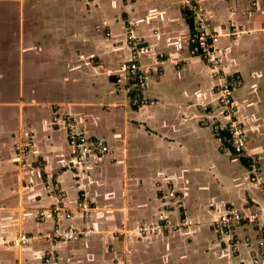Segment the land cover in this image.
Wrapping results in <instances>:
<instances>
[{
	"label": "crops",
	"instance_id": "1",
	"mask_svg": "<svg viewBox=\"0 0 264 264\" xmlns=\"http://www.w3.org/2000/svg\"><path fill=\"white\" fill-rule=\"evenodd\" d=\"M195 2L218 35L224 79L243 81L233 95L236 118L261 184L250 179L252 160L200 123L207 112L221 118L220 81L191 53L196 20L182 0H0V68L12 75L10 83L0 80V113H12L5 126L0 117V237H30L19 250L0 246V264H41L47 249L60 264H252L256 227L234 225L219 236L213 223L228 210L264 213V0ZM9 17L18 23L15 37L4 24ZM130 34L147 49L139 64L152 70L146 105H133L120 70L132 60ZM64 114L85 136L107 140L102 164L67 168ZM25 137L35 151L20 169L13 146ZM83 193L91 207L86 224L73 211ZM57 199L74 212L62 225L90 227L87 238L51 245L42 237L55 223ZM164 215L191 225L164 230ZM141 227L157 229L140 235Z\"/></svg>",
	"mask_w": 264,
	"mask_h": 264
},
{
	"label": "built area",
	"instance_id": "2",
	"mask_svg": "<svg viewBox=\"0 0 264 264\" xmlns=\"http://www.w3.org/2000/svg\"><path fill=\"white\" fill-rule=\"evenodd\" d=\"M91 2L93 0H86ZM181 9L186 14L193 16L196 20L195 28L189 37V45L193 56L198 57L211 71L220 82L217 86L218 91V105L221 109V118H210L206 116L200 119V123L204 127H211L213 134L219 139L220 142L229 144L234 155L240 158H250L251 162V181L253 183H260V171L256 162L253 161V155L247 149L249 141L248 135L245 131L243 124L236 118V101L234 93L242 86L243 81L239 76H235L232 80L224 79L223 69L221 67V59L218 55L215 41L218 37L217 34L212 32L204 17L202 9L197 5L195 0H182ZM264 32V25L260 29ZM238 32L234 29L233 35ZM132 34L126 37V43L129 47L132 60L125 66L121 67V72L129 77V92L135 93V98L132 101L133 105H146L149 99L143 96L147 88V81L152 75V70L143 68L139 64L137 58L145 53L147 49L140 47L137 44ZM206 110V109H204ZM57 120V119H56ZM60 121L63 123L67 134V143L70 148L69 160L67 168L69 170H80L87 165H100L107 159L110 153L107 140L103 137H87L77 129L75 121L70 115H62ZM29 138H21L16 141L13 146L12 162L20 169H25L28 166V160L33 156L35 151ZM52 191L56 194L57 198L62 197L60 187L54 184ZM166 196V195H163ZM168 197H178L173 192L168 194ZM56 203L52 205V212L55 214V223L50 231L43 234V238L51 245L56 243L76 242L81 239L87 238L93 229L84 227L83 229L75 228L73 225L64 227L63 221H70L73 218V213L77 212L80 216L82 223L86 224L89 221V213L91 211L89 200L85 193L82 198L74 204L72 209H63L60 207V200H55ZM167 207V206H166ZM174 209L182 207L181 202H175ZM62 212V213H60ZM44 214H40L43 216ZM53 215V214H52ZM264 220V213H238L235 211H226L220 215L213 223V229L219 236L225 235L234 225L246 224L248 226L256 227L257 235L254 240L255 250L251 253L252 264H264V223H259ZM162 221L164 222V230L188 227L191 222L183 221L173 223L169 220L167 215H164ZM154 228L141 227L138 229L140 235H146L147 232H154ZM253 240L250 237L244 239V245L250 247ZM30 243V237L26 233H21L15 238L9 239L7 237H0V246L5 249H22ZM60 259L54 249H47L41 254V264H60Z\"/></svg>",
	"mask_w": 264,
	"mask_h": 264
},
{
	"label": "rangeland",
	"instance_id": "3",
	"mask_svg": "<svg viewBox=\"0 0 264 264\" xmlns=\"http://www.w3.org/2000/svg\"><path fill=\"white\" fill-rule=\"evenodd\" d=\"M92 2V1H91ZM16 20L12 17H9L8 19H4V24L5 26L8 28V30H10L11 33H13V36L15 37L16 34H17V25L18 23L15 22ZM20 24V23H19ZM28 24V23H27ZM23 25H26L25 22L23 23ZM11 35L12 34H9L8 35V39L11 40ZM11 51H5L3 54L5 56L3 57H8V53H10ZM11 55V54H10ZM2 57V55H0ZM10 60V59H9ZM5 59L4 62L6 63L8 61V64L11 65L10 61ZM2 68V67H1ZM0 68V80L5 82V84L7 82L10 81V78L12 77V75L10 74V72L6 71V69H1ZM9 80V81H8ZM10 83V82H9ZM8 83L9 87H10V84ZM9 90V88L7 89ZM7 90H4L5 92H3V97L5 98L6 95L10 97L11 95V90L7 91ZM7 91V92H6ZM8 97H6L5 99H7ZM2 115H0L1 117V120L4 124V126L10 121L12 120V113H11V110L5 108L4 112L3 113H0ZM3 118V119H2Z\"/></svg>",
	"mask_w": 264,
	"mask_h": 264
}]
</instances>
